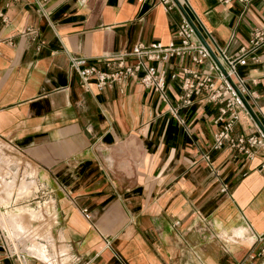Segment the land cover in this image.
Instances as JSON below:
<instances>
[{"label":"crops","instance_id":"0c3cea01","mask_svg":"<svg viewBox=\"0 0 264 264\" xmlns=\"http://www.w3.org/2000/svg\"><path fill=\"white\" fill-rule=\"evenodd\" d=\"M182 5L215 52L237 54L263 33L237 69L264 125V0ZM181 20L162 0H0V142L21 163L3 177L0 207L31 192L51 197L47 240L67 248L55 253L29 229L40 204L20 205L0 210L17 251L0 246V264H264V149L212 148L219 104L204 92L179 99L181 68L210 65L171 56L165 99L137 77L84 85L70 66L71 55L103 67L102 56L137 42L177 40ZM234 132L258 126L241 111Z\"/></svg>","mask_w":264,"mask_h":264},{"label":"built area","instance_id":"2783aa9c","mask_svg":"<svg viewBox=\"0 0 264 264\" xmlns=\"http://www.w3.org/2000/svg\"><path fill=\"white\" fill-rule=\"evenodd\" d=\"M162 1L167 4L169 9L173 6L177 7L173 0ZM186 1L180 0L182 4ZM31 29L30 27L27 28L33 36L37 35ZM204 31L205 33L200 30L208 43L207 36L211 38V33L205 26ZM262 35L263 33L255 31L254 37L250 40L251 44L242 46L238 53L234 55L228 54L225 48L218 45H216L217 52H215L208 43L224 67L225 72H223L210 54L207 46L195 32L194 27L182 14V20L176 30L177 40H170L167 43L160 40L149 43L137 42L129 50L120 51L114 55L102 56L103 67L89 63L85 56L71 55L70 66L78 73L84 85H87L90 79H94L96 85L102 88L111 85L115 81L137 77L143 86L155 89L165 99L167 97L165 91L166 68L163 64L171 56L190 55L193 62L208 63L210 65L209 69L181 68L182 93L179 95V99L183 103H189L192 94L204 92L207 101L219 104V114L214 118V121H222L221 127L214 132L212 148H220L227 143L232 148L248 153L253 146L264 149V132L259 127L258 133L234 132V124L239 119L241 111H244L253 120L241 98V95L246 98V93L249 90L244 78L239 74L237 66L247 62L249 53L259 43L258 38H262ZM252 57L255 58V56ZM177 76H179V71L172 70L170 72L172 79ZM205 156L208 159L209 153ZM260 168L264 170V161L261 162ZM83 212L85 216H89L85 208ZM10 244L0 228V246L5 249L8 255L17 254V251ZM261 250L263 251L264 247ZM238 264L243 263L239 262ZM248 264H254V261H249Z\"/></svg>","mask_w":264,"mask_h":264},{"label":"rangeland","instance_id":"374dc122","mask_svg":"<svg viewBox=\"0 0 264 264\" xmlns=\"http://www.w3.org/2000/svg\"><path fill=\"white\" fill-rule=\"evenodd\" d=\"M1 148L4 150V154L6 155V159L0 158V190L6 189L5 184L3 183V177H7V179L12 178L11 173H13L17 167L19 168L21 163H18V160L20 157L14 156L11 153V147L7 145L6 143L0 142ZM27 168H24L21 178H26L28 176V173L26 174ZM20 173V171H19ZM24 174V175H23ZM20 176V175H19ZM21 178H18V181L21 180ZM5 191V190H4ZM3 195H6L4 193ZM46 194L38 192H31L29 195L18 197L16 200H12L8 206H1L0 210L5 209H16L20 205H27V206H36L40 204L39 207L41 209L42 215L40 217L34 218L30 220L29 229L30 230H37L38 237H40V240L42 242H45L51 251L57 253V252H67V248L64 246L63 242H57L55 240H47V235L50 234L53 237L52 233V226L55 221V210H54V201L51 197L45 196ZM10 214H15L11 212ZM3 216V215H2ZM3 218V224L5 225L8 221L7 218ZM11 223H14V221H11ZM28 224V222H27ZM1 227V226H0ZM5 228V227H4ZM8 235L13 239L18 233H17V226H13V231L11 232L7 227L5 228ZM3 231V230H2ZM232 234V233H231ZM230 234V235H231ZM230 235L228 234L226 236L227 239H230ZM54 238V237H53ZM19 246H23L21 241H16ZM20 246V247H21Z\"/></svg>","mask_w":264,"mask_h":264},{"label":"water","instance_id":"95a60500","mask_svg":"<svg viewBox=\"0 0 264 264\" xmlns=\"http://www.w3.org/2000/svg\"><path fill=\"white\" fill-rule=\"evenodd\" d=\"M177 7L179 8V10L181 11V13L185 16V18L191 23V25L194 27L195 32L197 33V35L199 36V38L201 39V41L207 46L210 54L212 55V57L215 59V61L218 63V65L220 66V68L222 69L223 72H225L224 67L222 66L221 62L219 61L217 55L215 54V52L212 50V48L208 45L207 41L205 40V38L203 37L202 33L200 32L199 28L197 27V25L194 23V21L191 19V17L189 16V14L187 13V11L185 10V8L183 7L182 3L180 2V0H173ZM229 79L230 77L227 76ZM241 98L244 102V105L246 106V108L248 109L249 113L251 114L253 120L255 121V123L258 125V127L264 132V125L261 123V121L259 120V118L257 117L256 113L254 112L253 108L251 107V105L249 104V102L247 101V99L245 98V96L241 95Z\"/></svg>","mask_w":264,"mask_h":264},{"label":"bare ground","instance_id":"6f19581e","mask_svg":"<svg viewBox=\"0 0 264 264\" xmlns=\"http://www.w3.org/2000/svg\"><path fill=\"white\" fill-rule=\"evenodd\" d=\"M12 220V219H11ZM1 221L3 222V218L1 219ZM7 241L10 243V238L7 236V234L3 231ZM36 245V244H35ZM38 245V244H37ZM39 246V245H38ZM42 247V246H41ZM36 249H39L38 247Z\"/></svg>","mask_w":264,"mask_h":264}]
</instances>
